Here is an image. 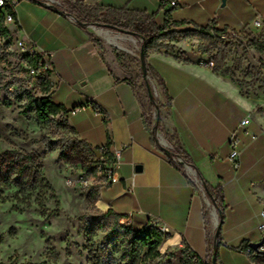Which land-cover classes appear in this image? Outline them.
<instances>
[{"label": "crops", "instance_id": "1", "mask_svg": "<svg viewBox=\"0 0 264 264\" xmlns=\"http://www.w3.org/2000/svg\"><path fill=\"white\" fill-rule=\"evenodd\" d=\"M55 1H20L16 5L17 21L8 23V28L16 48L24 42L46 59L52 55L51 98L67 108L65 117L77 137L93 147L121 149V161L114 168L116 180L100 188L99 208L104 212L113 208L128 218L134 229L148 222L165 225L169 231L164 249L181 253L191 250L208 260L219 215L196 171L188 165L186 173L181 171L153 142L146 123L151 102L140 99L127 81L132 75L130 59L138 58L134 51L137 37L113 28L82 26L72 14L48 4L71 9L80 1L100 9L101 16L113 10L146 11L155 14L162 26L166 9L161 0ZM258 14L264 16V0H178L170 17L190 22L178 30L212 25L220 30L243 31ZM175 44L180 45V40ZM176 54L175 48L151 52L148 57L159 79L154 82L159 100L163 105L168 102L164 87L172 98L170 115L165 112L163 122L178 135L177 143L187 150L204 179L223 188L227 209L219 264H257L239 246L244 240L259 242L264 237L260 229L264 114L255 112L252 101L237 85L200 65V58L190 53L177 58ZM74 108L79 109L73 113ZM243 119L248 123L241 126ZM233 132L240 141L238 165L230 159ZM158 137L161 145H168L163 136Z\"/></svg>", "mask_w": 264, "mask_h": 264}, {"label": "rangeland", "instance_id": "2", "mask_svg": "<svg viewBox=\"0 0 264 264\" xmlns=\"http://www.w3.org/2000/svg\"><path fill=\"white\" fill-rule=\"evenodd\" d=\"M119 18L127 21L132 15L122 12ZM90 21V25L106 29ZM241 36V39L231 41L201 39L203 42L197 45L192 41L194 37L180 38L181 44H176V51L213 60V70L237 85L250 98L255 112L263 115L264 48L261 50L251 42L254 34L248 30H243ZM136 40L134 51L139 58L141 39L137 37ZM3 48L7 49L5 45ZM9 49L10 52H5L6 67L0 74V153L6 150L34 153L46 178L55 188L59 205L56 200L47 199V212L43 213L34 201L35 197L30 207L14 197L1 204L0 264H94L91 254L93 243L108 244V240L103 231L98 232L93 241L87 234L88 215L104 212L98 201L90 205L87 195L91 188L98 189L105 181L94 179L88 184H68V178L77 177L83 168L81 163L65 162L61 158V146L74 143L78 137L64 118L56 117L50 125H39L34 114L25 116L21 113L24 102L19 101L17 94L26 89L40 96V75L33 74L28 62L22 61L14 43ZM155 80H159L158 77ZM16 189L6 188L4 191L6 195L13 196ZM123 251L121 241L109 244L108 253L111 255L119 258ZM160 252L158 258L144 264H186V257L180 251L161 246ZM121 263L132 264V261Z\"/></svg>", "mask_w": 264, "mask_h": 264}, {"label": "trees", "instance_id": "3", "mask_svg": "<svg viewBox=\"0 0 264 264\" xmlns=\"http://www.w3.org/2000/svg\"><path fill=\"white\" fill-rule=\"evenodd\" d=\"M6 1L8 2L9 0ZM17 1L19 3L22 0ZM30 1L40 4L46 2V0ZM54 8L60 12L72 14L82 26H87L91 20L90 22L93 24L128 32L141 39L139 58L130 59L132 75L127 81L132 85L133 90L140 99L146 98L151 102V112L149 115H146V123L151 127L154 144L161 148L170 161L181 171L184 173L187 172L185 167L186 164L192 167L196 171V175L203 180V187L206 195L218 212L219 223L215 236L210 240L208 260L204 261L198 257V264H212V258L215 252L217 264H219L221 230L225 221V211L227 209L223 188L221 186H212L204 179L190 154L183 145L177 143L178 135L168 129L164 124L162 116L165 115V112L167 116L170 115L172 98L168 95L167 88L164 87L168 102L166 105H163L159 100L154 85V82L157 81L155 80L157 74L149 63L148 57L151 52L175 49V42L180 38L199 37L203 41H211L213 39L221 40L217 36V33L222 29H216L212 25H209L207 27L178 30V27L186 23L189 24L190 22L173 20L170 17L172 8L166 9V21L162 26L157 24L155 14H150L146 11L113 10L110 15L101 16L99 13L100 9L85 6L80 1H77L71 9H66L57 3L54 4ZM8 10V3L3 7L0 6V38L5 40L4 45L7 48L13 44L11 32L5 21ZM122 12L130 13L132 18L127 21L122 20V18H119ZM251 42L255 44L257 48L263 50V37L254 36ZM202 44L204 45L205 43ZM141 54H143V56H141ZM184 54L185 53L177 52L176 57L183 58ZM41 57L42 55L39 53L35 55H30L28 53L21 54L22 61H27L28 65L33 67L39 66ZM201 59L203 58H200L198 62ZM142 61L145 63L146 73L143 71ZM117 80H119V78H117ZM53 89L54 84L50 78V71L47 74H41L38 83V91L41 93L40 96L26 89L21 90L17 94L19 101L24 102L22 105L24 109L21 113L25 116L34 114L35 121L39 125H50L56 117L64 118L67 121L65 117L68 112L67 108L63 104L55 103L51 98ZM155 111H158V116L156 123L153 124ZM69 127L76 134L75 129L70 125ZM156 128L160 130L164 139L168 142V145L163 146L160 144L159 137L155 135ZM54 144H57V142H54ZM106 146L110 147V145ZM176 156L182 158V163H176L174 161V157ZM61 158L67 163H81L84 172L94 179H104V185H109L111 183L106 177L99 176L97 173L98 164L105 166L115 162L109 148L104 150L101 147H93L86 141L78 138L74 143L61 146ZM188 177L190 182L195 184L193 176L188 175ZM13 187L17 188L14 195H6L4 190ZM100 188L97 189L93 187L90 189L87 195V201L90 205L98 201ZM11 197H14L18 202L28 207L32 206L33 198L35 197L34 201L38 204L43 213L47 212L45 207V201L47 199H54L57 201L53 184L46 178L42 165L38 163L37 158L32 152L22 153L16 150H6L0 153V205L10 200ZM57 205H59V201H57ZM121 217L122 215L117 213L113 208L108 209L106 212H95L88 215L87 234L90 240L93 241V238L100 231L106 233L105 239L108 240V244L103 242L95 245L93 243L91 254L94 264H122L121 262L125 260H131L132 264H144L148 260L158 258L161 254L160 247L168 237V234L161 231L153 222H148L141 228L134 229L131 225L121 224ZM1 239L2 236L0 237V240ZM116 241H121L124 244L123 254L119 258L108 253L109 244ZM239 249L246 252L251 260L257 264H264V255L257 253V251L252 248L250 241L244 240L239 246ZM183 253L186 257V264H192V261L189 260L188 257L193 254V251L187 250Z\"/></svg>", "mask_w": 264, "mask_h": 264}, {"label": "built area", "instance_id": "4", "mask_svg": "<svg viewBox=\"0 0 264 264\" xmlns=\"http://www.w3.org/2000/svg\"><path fill=\"white\" fill-rule=\"evenodd\" d=\"M54 2H56L54 0ZM6 3L9 4V10L6 13V24L8 23H15L17 21L16 19V5L18 4L17 0H9L8 2L6 0H0V6H4ZM49 5H54L56 3L53 2H48ZM161 5L163 8L167 9V8H174L176 6H178V0H161ZM15 12V14H14ZM74 17V16H73ZM84 19V18H82ZM85 20V19H84ZM246 30H248L249 32H251L252 34H254V36H259V37H263L264 38V16L258 14L252 21V24L250 27H248ZM213 33V31H212ZM242 31L241 30H236V29H222L221 31H219L217 33V36L221 39V40H226V41H230V40H235V39H241ZM192 41L194 42L195 45L199 44L200 42H203L201 40V38L199 37H194L192 39ZM4 39L0 38V74L4 71V68L6 67V63H7V57H6V53L5 52H10V47L9 48H3L4 44ZM18 50L21 54L23 53H28L30 55H35L36 53H38L34 46L32 45H27L24 42H20L18 45ZM40 54V53H39ZM42 55V54H41ZM49 59H46L44 55H42L40 62H39V66L38 67H33L31 66V71L33 74H47L52 68H51V56L49 54ZM200 65L206 66V67H210L213 69L214 67V61L211 59H201L199 61ZM79 108H74L72 110L73 113L77 112ZM157 116H158V111L154 112V122L153 124L156 123L157 121ZM246 123H248V119H243L241 122V126L245 125ZM155 133L158 136H162L160 130L158 128L155 129ZM239 137L237 132H233L230 139H229V145L232 149L231 151V155H230V159L231 161L235 164L238 165V161H239V156H240V148H239ZM102 149L106 150L109 148V150L111 151V153L113 154V157L115 159V162L113 164L110 165H101L98 164L97 165V173L99 176H104L106 177L110 182L116 180V176L114 173V168L116 165H118L121 161V149H111L110 147H107L106 145L101 146ZM174 161L176 163H182V158L181 157H174ZM186 165V164H185ZM94 180V178L90 177L86 172L82 171L77 177L72 178L69 177L67 182L68 184H77V185H81V184H88L90 182H92ZM198 182V180H197ZM134 184L132 183V186ZM261 216H262V221L260 223V229L264 235V210L261 212ZM120 223L124 224V225H129L130 221L128 218L126 217H121L120 218ZM156 224V223H155ZM157 225V224H156ZM157 227L163 231L164 233H167L169 231L168 227H166L165 225H157ZM264 248V247H263ZM189 260L192 261V264H198V256H196V254H193L191 256L188 257Z\"/></svg>", "mask_w": 264, "mask_h": 264}, {"label": "water", "instance_id": "5", "mask_svg": "<svg viewBox=\"0 0 264 264\" xmlns=\"http://www.w3.org/2000/svg\"><path fill=\"white\" fill-rule=\"evenodd\" d=\"M224 1V0H223ZM128 33V32H127ZM131 34V33H130ZM141 56H143V54H141ZM142 67H143V71L146 73V66L144 61H142ZM164 143H167L166 140H163ZM191 169V167H189ZM251 246L254 250L257 251V253L263 254L264 255V237L261 241L259 242H251ZM212 264H217V256H216V252L214 253V256L212 258Z\"/></svg>", "mask_w": 264, "mask_h": 264}]
</instances>
